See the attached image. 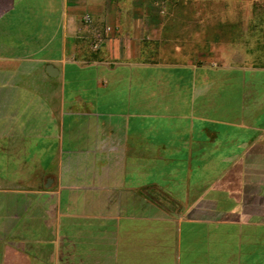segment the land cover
Listing matches in <instances>:
<instances>
[{"label":"crops","instance_id":"obj_1","mask_svg":"<svg viewBox=\"0 0 264 264\" xmlns=\"http://www.w3.org/2000/svg\"><path fill=\"white\" fill-rule=\"evenodd\" d=\"M258 3L0 0V264H264Z\"/></svg>","mask_w":264,"mask_h":264},{"label":"rangeland","instance_id":"obj_2","mask_svg":"<svg viewBox=\"0 0 264 264\" xmlns=\"http://www.w3.org/2000/svg\"><path fill=\"white\" fill-rule=\"evenodd\" d=\"M255 24L257 25H264V6H261L260 3H258V5L255 6L254 8V16H253V20H252ZM264 32V30H263ZM253 34H259V30H255L253 31ZM195 39H189L190 43L191 41H194ZM150 48V47H148ZM177 47L175 46H170V45H160L157 47H151V49H154L157 53L156 55L158 57H162V58H167L168 61L170 62H186V60L182 61V60H177L176 58L179 57H184L183 59H192V61H194L197 57H199L201 54L207 56V57H211L212 56V52H213V47L209 46V45H204V46H197L195 44L189 45V46H182L179 47L180 53L175 55L173 54V52H175V49ZM99 48L95 49L98 50Z\"/></svg>","mask_w":264,"mask_h":264},{"label":"water","instance_id":"obj_3","mask_svg":"<svg viewBox=\"0 0 264 264\" xmlns=\"http://www.w3.org/2000/svg\"><path fill=\"white\" fill-rule=\"evenodd\" d=\"M51 70H54V68L49 66L47 69L48 73H50Z\"/></svg>","mask_w":264,"mask_h":264}]
</instances>
